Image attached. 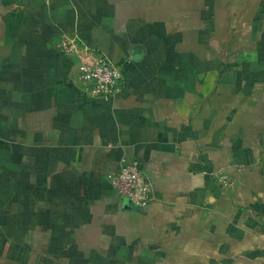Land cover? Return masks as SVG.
<instances>
[{
	"label": "crops",
	"instance_id": "crops-1",
	"mask_svg": "<svg viewBox=\"0 0 264 264\" xmlns=\"http://www.w3.org/2000/svg\"><path fill=\"white\" fill-rule=\"evenodd\" d=\"M124 159L144 209L106 184ZM0 264H264V0H0Z\"/></svg>",
	"mask_w": 264,
	"mask_h": 264
},
{
	"label": "built area",
	"instance_id": "built-area-1",
	"mask_svg": "<svg viewBox=\"0 0 264 264\" xmlns=\"http://www.w3.org/2000/svg\"><path fill=\"white\" fill-rule=\"evenodd\" d=\"M59 51L73 65L72 83L90 98L113 96L124 81L120 66L111 63L105 56L96 51L79 47L76 39H61ZM240 172L242 165L238 166ZM225 188H230L234 177L218 174ZM105 181L109 190L119 201H125L135 209H144L152 201L151 181L145 176L139 162L134 159L122 160L118 171L107 173Z\"/></svg>",
	"mask_w": 264,
	"mask_h": 264
}]
</instances>
